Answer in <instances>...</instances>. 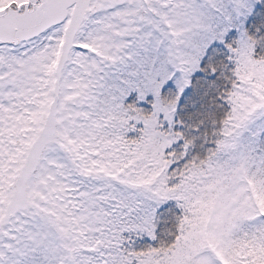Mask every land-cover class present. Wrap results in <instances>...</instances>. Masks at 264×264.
I'll return each instance as SVG.
<instances>
[{"label": "snow or ice", "instance_id": "6c2138e0", "mask_svg": "<svg viewBox=\"0 0 264 264\" xmlns=\"http://www.w3.org/2000/svg\"><path fill=\"white\" fill-rule=\"evenodd\" d=\"M0 264H264V0H0Z\"/></svg>", "mask_w": 264, "mask_h": 264}]
</instances>
